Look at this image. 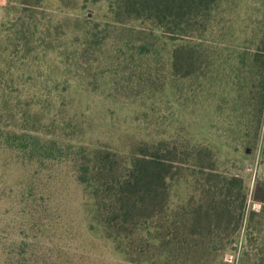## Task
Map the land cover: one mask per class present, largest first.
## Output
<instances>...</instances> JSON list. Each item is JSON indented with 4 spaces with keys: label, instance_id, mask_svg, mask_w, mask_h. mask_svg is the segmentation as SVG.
Here are the masks:
<instances>
[{
    "label": "trees",
    "instance_id": "obj_1",
    "mask_svg": "<svg viewBox=\"0 0 264 264\" xmlns=\"http://www.w3.org/2000/svg\"><path fill=\"white\" fill-rule=\"evenodd\" d=\"M14 1L19 14L6 29L12 33L10 52L24 66L31 52L60 58L58 66L49 57V97L54 93L56 101L64 102L74 93L72 79L85 82L86 89L87 77H112L119 71L112 61L118 52L153 58L164 50L169 57L164 85L172 93L177 88L171 82L180 81L188 88L186 97L199 103L217 95L218 109L231 93L233 102L243 99V108L253 107L243 132L230 123L221 132L213 120L210 127L220 130L219 141L234 150L255 147L264 115V19L256 35L237 40L225 37L223 0H8L5 9ZM4 27L1 22V56L7 50L1 39ZM24 81L25 93L11 100L23 122L5 128L1 137L35 162L69 165L81 187L88 232L110 241L116 258L134 264H217L221 252L236 247L246 193L241 178L217 173L214 143L198 138L180 147L176 136L139 138L115 148L85 143L67 130L81 112L65 116L56 109L50 114L48 99L44 129L37 114L25 112L32 99L35 104L39 100L26 86L29 80ZM160 85L155 90L160 92ZM0 88L7 89L1 82ZM144 90L152 89L145 83ZM30 117L31 127L26 124ZM77 124L74 132L81 136ZM40 133H50L45 144Z\"/></svg>",
    "mask_w": 264,
    "mask_h": 264
},
{
    "label": "rangeland",
    "instance_id": "obj_2",
    "mask_svg": "<svg viewBox=\"0 0 264 264\" xmlns=\"http://www.w3.org/2000/svg\"><path fill=\"white\" fill-rule=\"evenodd\" d=\"M261 1L223 0L220 13L223 21L220 23L227 33L225 37L243 40L256 35L259 21L264 19ZM8 3V0H0V23L5 26L1 39L7 47L0 55V82L7 88H0V264H134L116 258L110 241L95 238L88 232L81 207V187L71 176L67 163L35 162L28 154L6 144V138L1 137L5 128L23 122L17 108L11 106V100L17 93H25L20 85L25 79L29 80L25 84L39 104L32 99L28 110L24 111L31 110L32 117L37 114L43 129V122H47L48 117L43 106L49 99L50 114L56 109L65 116L76 110L81 112L82 124L77 118L71 121L72 128L67 130L85 143L115 148L139 138L174 136L180 147L198 138L205 143H214L217 173L226 178H241L246 193L237 245L221 252L214 263L264 264V115L256 145L249 154L244 152L245 146L234 150L225 145L218 139L220 130L211 128L210 121L222 128L221 132L230 128L227 127L229 123L237 126L230 131L243 132L242 124L253 114V107L243 108V99L240 103L233 102L231 93H228L229 101L222 102L218 109L217 95H210L199 103L193 97H186L188 88L181 86L180 81L171 82L177 88H173L172 93L171 88L164 85L169 61L164 50L153 58L133 52L116 53L112 61L118 64L119 71L115 75L95 81L87 77L86 89L85 82L78 84L72 79L69 84L74 93L71 91L69 96L63 97L64 102L59 103L54 93L49 97L47 90L52 85L48 79L51 75L49 57L55 58L58 66L61 65L60 58L50 52L38 58L31 52L30 59H24L27 67L22 65L18 55L10 52L12 33L9 29L6 31L10 21L19 14V6L14 1L6 10ZM27 68L30 75L25 73ZM145 83L151 87L150 92L144 90ZM159 85L160 92L154 88ZM194 88V79H190V90ZM32 117L26 122L29 127ZM73 124L82 128L81 136L75 134ZM48 134H39L43 144L49 138ZM192 170L190 167V172Z\"/></svg>",
    "mask_w": 264,
    "mask_h": 264
},
{
    "label": "water",
    "instance_id": "obj_3",
    "mask_svg": "<svg viewBox=\"0 0 264 264\" xmlns=\"http://www.w3.org/2000/svg\"><path fill=\"white\" fill-rule=\"evenodd\" d=\"M251 148L250 147H246L245 149H244V152L246 153V154H249L250 152H251Z\"/></svg>",
    "mask_w": 264,
    "mask_h": 264
}]
</instances>
